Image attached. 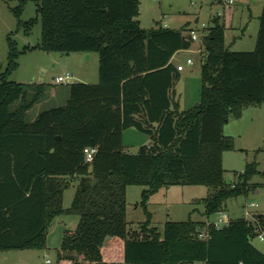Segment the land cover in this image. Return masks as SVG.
I'll list each match as a JSON object with an SVG mask.
<instances>
[{"label": "trees", "instance_id": "obj_1", "mask_svg": "<svg viewBox=\"0 0 264 264\" xmlns=\"http://www.w3.org/2000/svg\"><path fill=\"white\" fill-rule=\"evenodd\" d=\"M28 1L36 17L21 20ZM140 0H18L12 8L16 32L26 33L41 19V41L18 49L8 35L7 67L0 72V251L45 249L49 225L61 214H78L57 249L60 259L94 264H264V252L252 244L253 223L231 219L220 228L207 221H166L163 233L151 226L149 197L171 185H204L207 217L225 209L231 197L247 195L259 173L255 161L237 180L225 179L223 153L235 150L223 132L243 110L264 103V6L254 50L231 51L218 17L201 36L199 103L179 111L173 88L180 76L171 58L189 49L185 27L145 29L137 20ZM97 52L98 82L67 84L65 104L28 120V111L53 85L8 80L26 50ZM16 104V106H14ZM128 128L149 135L151 143L126 152ZM95 147L92 162L85 148ZM79 177L73 201L63 206L67 177ZM144 186L141 204L147 220L131 231L126 189ZM255 218L264 224V214ZM207 228L200 239L198 229ZM106 236L124 241V262L103 260Z\"/></svg>", "mask_w": 264, "mask_h": 264}, {"label": "rangeland", "instance_id": "obj_2", "mask_svg": "<svg viewBox=\"0 0 264 264\" xmlns=\"http://www.w3.org/2000/svg\"><path fill=\"white\" fill-rule=\"evenodd\" d=\"M140 10L137 20L141 27L149 29L158 27L159 23L172 28L185 27L184 33L208 27L213 24L216 16L220 22L230 26L233 20V28L226 30V46L231 51L254 50L256 37L259 30V16L264 6V0H234L230 5H223L218 0H140ZM18 5V0H0V72L7 67L8 35L16 40L18 49L22 51L26 46H36L41 41V19L31 28L29 33L23 29L16 32L17 17L12 8ZM233 15V19L231 18ZM36 5L28 1L21 14V20L27 21L36 17ZM248 28L243 32L245 23ZM236 44H232L234 40ZM242 38V39H241ZM92 58L87 59V54L82 52H46L39 49L26 50L18 58V67L9 75L8 80L19 83H50L53 87L46 92L44 98L28 111V120H33L41 111L65 104L62 98L69 96L66 85L57 84L54 78L58 75L70 74L73 77L83 75L91 80V76L98 73L99 55L91 53ZM194 59L193 65H186V59ZM176 61L184 64L180 76L176 81V93L179 101L178 109H188L195 106L200 99L201 75L200 55L197 53L182 52L176 56ZM74 80L72 81V83ZM16 106V104H14ZM227 136L234 138V151L224 154V177L232 183L237 178L233 171L241 172L246 162L255 161L259 173L256 174L251 184L257 186L258 192L251 189L247 195L231 197L226 201V212L230 219L243 218L247 203H257V211H264V103L248 106L243 110L239 119L231 118L223 128ZM145 139V142H144ZM124 150L136 154L140 146L149 142V135L135 128L124 130ZM144 143V144H143ZM144 186L133 185L128 189L127 195V221L131 231H138L147 220L145 209L141 204V190ZM167 188V189H166ZM74 194V187H70L65 193L64 205L70 206ZM208 194V188L204 185H171L162 189L157 195L160 203L150 205L147 210L152 212L151 226L157 227L163 233L166 221H185L189 217L192 220L207 218L205 214L204 198ZM219 213L211 215L216 218ZM61 218L55 219L49 228L47 247L45 249L3 250L0 251V264H94L78 256V261L60 259L57 255L62 241V235L69 227L76 228L71 221L68 226L59 224ZM210 221V220H209ZM252 244L264 252V240L257 238ZM114 257L122 256V248L119 244L110 248ZM106 259L108 255L104 253ZM50 260L48 263L46 260ZM195 264H205L196 262Z\"/></svg>", "mask_w": 264, "mask_h": 264}, {"label": "crops", "instance_id": "obj_3", "mask_svg": "<svg viewBox=\"0 0 264 264\" xmlns=\"http://www.w3.org/2000/svg\"><path fill=\"white\" fill-rule=\"evenodd\" d=\"M140 4H141V1H140ZM232 19H233V15H232V17H231ZM160 25H162L161 23H159ZM248 24L249 23H245V25H244V27L242 28L243 29V32H245L246 31V29L248 28ZM163 26H165V25H163ZM168 27V26H167ZM204 28H206L205 26L204 27H202V28H200V29H198V30H192V31H197V32H199V34H203L205 31H204ZM232 29L233 28V20H232V23H231V25L230 26H227L226 28H225V35H226V30H228V29ZM191 31V32H192ZM190 32V33H191ZM190 33H187V35H189ZM186 34V33H185ZM242 39V38H241ZM225 42H226V36H225ZM232 44H236V41H235V37H234V40L232 41ZM197 50H200L201 52L199 53V52H197ZM182 52H190V53H197V54H199L200 55V61H202V56L204 55V52H203V45H202V42H201V40H196V41H192V45H191V47L189 48V49H185V50H180V51H178L177 53H175L174 55H173V57L171 58V62L172 63H174L175 65H177L178 63H180V62H178V61H176V56L178 55V54H180V53H182ZM93 53V52H92ZM85 54H87V59L88 60H90L91 58H92V55H91V53H85ZM188 58H191V57H188ZM193 59V58H192ZM193 62H194V59H193ZM201 63V62H200ZM194 64V63H193ZM192 64V65H193ZM200 67H201V64H200ZM91 80H89V79H87V77H84L83 75H78V77H74V82H77V81H79V82H84V83H90V84H95V83H97L98 82V79H99V76H98V73H97V75L94 77V76H91ZM176 84H175V86H174V88H173V91H172V94H173V97H174V101L175 102H177L178 103V105H179V101H178V98H177V93H176ZM63 100H66L67 101V99H68V97H67V95H65L63 98H62ZM199 103V102H198ZM197 104V103H196ZM195 104V105H196ZM183 110H186V109H183ZM179 111H182V110H179ZM129 129V128H128ZM127 130V129H126ZM224 131V130H223ZM124 133V132H123ZM144 142H145V139H144ZM151 143V140H150V137H149V142L147 143V144H150ZM123 144H124V141H123ZM144 144V143H143ZM236 149V148H235ZM231 151H234V150H231ZM227 152H230V151H225L224 153H223V159H224V154L225 153H227ZM247 163V162H246ZM246 165V164H245ZM224 168V167H223ZM245 168V167H244ZM244 170V169H243ZM242 170V171H243ZM234 172V171H233ZM67 178H69V181H70V185H69V187L64 191V193H63V206H64V208H69L70 206H66V205H64V203H65V193L67 192V190L70 188V187H74V194H73V197H74V195H75V192H76V188H77V185H78V183H79V177L78 176H73L72 178L71 177H67ZM131 186H133V185H130V186H128L127 187V189H126V198H127V195H128V189L131 187ZM165 187H163V188H161L159 191H157V192H155L154 194H152L150 197H149V200H148V202H147V207H149L150 205H155V204H157V203H160V201L159 200H157V198H156V195L162 190V189H164ZM144 189V188H143ZM142 189V190H143ZM167 189V188H166ZM252 189H257V186L256 187H253ZM142 190H141V192H142ZM256 192H258V190H255ZM72 201H73V198H72ZM72 203V202H71ZM127 203H128V201H127ZM225 207H227V205L225 204ZM127 212H128V205H127ZM149 213L151 214V219H152V212H150L149 211ZM256 213H258V214H264V211L263 210H259V211H256ZM64 215H67L68 216V218H59L60 220H58L59 221V224L60 225H62V226H68V225H70L71 224V221H73V222H75L74 224H76V222H79V219H80V216L78 215V214H61V215H58V216H56V217H54V219L52 220V222L50 223V225H49V228H50V226L52 225V223H53V221L55 220V219H57L58 217H60V216H64ZM215 218H211V216L210 217H207V218H205V219H200V220H195V221H209V220H214ZM231 220V219H230ZM78 224V223H77ZM77 226V225H76ZM74 231V228L73 227H69V232H73ZM48 234H49V229H48V233H47V237H48ZM62 237H63V235H62ZM47 241V240H46ZM116 244H119L120 246H121V248H122V256H119L118 258L117 257H114V254H113V252L111 251V247H113V245H116ZM46 247H47V243H46ZM101 251H102V256H103V260L104 261H106V262H109V263H122V262H124V241L121 239V238H119V237H113V236H110L105 242H104V245H103V247H102V249H101ZM104 253H106L109 257H108V259H106V257L104 256ZM50 263V262H49ZM203 263H205V262H203ZM206 264V263H205Z\"/></svg>", "mask_w": 264, "mask_h": 264}, {"label": "built area", "instance_id": "obj_4", "mask_svg": "<svg viewBox=\"0 0 264 264\" xmlns=\"http://www.w3.org/2000/svg\"><path fill=\"white\" fill-rule=\"evenodd\" d=\"M219 2H222L223 5H230L232 3H234V0H218ZM205 30V28H204ZM190 38L192 41H196V40H201V36L202 34H199V32L197 31H192L189 34ZM197 52H201L200 50H197ZM204 56V55H203ZM202 56V59H203ZM193 59L192 58H187L186 59V65H192ZM178 71H182L184 69V64L182 63H178L176 65ZM74 80V77L70 74H63V75H58L54 78V82L57 84H61V85H67L72 83V81ZM96 152V148L95 147H88L85 148V154H86V161L87 162H92L93 158H94V154ZM232 186H234V183H232ZM259 207V205L257 203H247L245 206V216L244 218L249 220L250 222L253 223V228H254V235H253V239L257 238L259 240H264V224L257 220L255 218L256 216V211L257 208ZM230 222V218L227 215L226 212H219L218 216L214 219V220H210L207 221V224L212 223L216 228H220L222 226L227 225ZM198 237L200 239H207L208 238V230L207 228H203V229H198L197 231ZM48 263L50 262V260H46ZM239 264H242V262H240Z\"/></svg>", "mask_w": 264, "mask_h": 264}, {"label": "water", "instance_id": "obj_5", "mask_svg": "<svg viewBox=\"0 0 264 264\" xmlns=\"http://www.w3.org/2000/svg\"><path fill=\"white\" fill-rule=\"evenodd\" d=\"M197 104H198V103H197ZM197 104H196V105H197ZM109 237H110V236H106L105 241H106Z\"/></svg>", "mask_w": 264, "mask_h": 264}]
</instances>
